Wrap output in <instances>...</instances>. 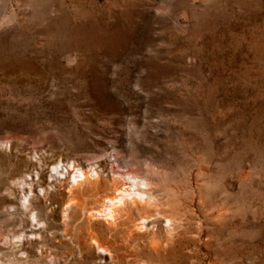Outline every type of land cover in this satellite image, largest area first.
<instances>
[{
	"label": "rangeland",
	"instance_id": "374dc122",
	"mask_svg": "<svg viewBox=\"0 0 264 264\" xmlns=\"http://www.w3.org/2000/svg\"><path fill=\"white\" fill-rule=\"evenodd\" d=\"M0 264H264V0H0Z\"/></svg>",
	"mask_w": 264,
	"mask_h": 264
},
{
	"label": "bare ground",
	"instance_id": "6f19581e",
	"mask_svg": "<svg viewBox=\"0 0 264 264\" xmlns=\"http://www.w3.org/2000/svg\"><path fill=\"white\" fill-rule=\"evenodd\" d=\"M70 167H71V166H70ZM70 167H69V168H70ZM70 169H72V168H70ZM54 170L56 171L57 169L55 168ZM65 170H67V168L64 169V171H65ZM73 171H74V169H73ZM56 172H57V171H56ZM63 173H64V172H63ZM66 173H69V172H66ZM75 173H76V174H75ZM86 173H87V171H84V169L76 168V171H74V172L72 173V174H73V175H72V181H71V182L68 181L69 183H67V185L65 184V186H66V190H65V191L67 192V193H66L67 195H75V194L77 193L78 189H82V190H83V188H81V187L79 188V186H78V185H80V183H81V184L85 183L87 186L92 187L93 184H95L97 181H99L98 178H99L100 176L95 175L94 178L91 177V179H90V178H87V174H86ZM70 174H71V172H70ZM70 174H69V175H70ZM89 174H90V173H89ZM113 174H114V173H113ZM69 175H68V176H69ZM90 175H91V174H90ZM36 176H37V175H36ZM76 176H78V177L75 178ZM97 176H98V177H97ZM99 179H101V177H100ZM24 180H26V179H24ZM102 180H103V179H102ZM102 180H101V181H102ZM35 181H36V180H35ZM37 182H38V181H37ZM39 183H40V186H41V185H44V186H45V182L39 181ZM97 183H98V182H97ZM46 184H47V183H46ZM85 184H83L82 186L84 187ZM101 184H102V183H101ZM38 185H39V184H38ZM95 185H97V184H95ZM98 185H99V184H98ZM98 185H97V186H98ZM35 186L38 187L37 184H36ZM87 186H86V187H87ZM20 187H21V186H20ZM45 187H47V186H45ZM45 187H43V188H45ZM93 187H94V186H93ZM93 187H92V189H93ZM43 188H42V189H43ZM77 188H78V189H77ZM84 188H85V187H84ZM88 188H89V187H88ZM95 188H96V186H95ZM20 189H22V188H20ZM92 189H90V190H86V191H88V193H89V191L91 192ZM128 189H129V188H128ZM128 189H126V190H128ZM148 189H149V188H148ZM44 190H46V189H44ZM44 190H42L43 193H45ZM47 190H48V189H47ZM47 190H46V193H47ZM82 190H81V191H82ZM93 190H94V189H93ZM126 190H124V188H123L121 185H119V186L116 187V189H115V191H114V196H108V197H106V199L103 201V209H101V211L103 212V211L105 210L104 213H105V215L107 214L106 217H109V219H111L110 216H112V214H113V212H112V211H113V210H112V206H114V202H115V204H118L119 202H121V199L124 197V191H125V192H128V191H129V190H128V191H126ZM30 191H31V190H30ZM42 191H41V192H42ZM79 191H80V190H79ZM79 191H78V193L80 194L81 191H80V192H79ZM95 191H96V190H95ZM41 192H40V194H41ZM129 192H130V191H129ZM136 192H141V191L139 190V191H136ZM30 193H31V192H30ZM30 193H29V194H30ZM48 193H49V192H48ZM48 193H47V194H48ZM78 193H77V194H78ZM82 193H83V191H82ZM86 193H87V192H86ZM145 193H146V192H145ZM145 193H144V195H146ZM150 193H151V192H150ZM29 194H28V195H29ZM47 194H45L46 196H44V198H45V197L47 198V197H49V196L52 195V194L50 193V195L47 196ZM77 194H76V195H77ZM126 194H128V193H126ZM130 194H131V193H129V195H130ZM132 194H133V193H132ZM134 194H135V193H134ZM142 194H143V193H142ZM147 194H148V193H147ZM138 195H140V194H138ZM138 195L136 194L137 197H138ZM144 195H143V197H144ZM33 196H34V195H33ZM79 196H81V195H79ZM126 196H127V195H126ZM131 196H132V195H131ZM131 196H130V197H131ZM134 196H135V195H134ZM141 196H142V195H140V197H141ZM31 197H32V196H31ZM31 197H30V198H31ZM36 197H37V196H36ZM36 197L34 196V198H36ZM42 197H43V196H42ZM72 197H75V196H72ZM77 197H78V196H77ZM77 197H76L75 199H78V198H79V197H78V198H77ZM145 197H146V196H145ZM41 199L43 200V198H41ZM71 199H72V198H71ZM130 199H131V198H129V199H127V200H130ZM133 199H134V198H133ZM142 199H143V198L141 197L140 200H142ZM25 200H26V199H25ZM30 200H31V199H30ZM44 200H45V199H44ZM44 200H43V201H44ZM123 200H124V199H123ZM136 200H137V198H136ZM136 200H134V201H136ZM138 200H139V198H138ZM31 201H32V200H31ZM43 201H42V202H43ZM47 201H48V200H47ZM72 201H74V200L72 199ZM72 201H71V202H72ZM75 201H76V200H75ZM130 201H132V199H131ZM134 201H133V202H134ZM145 201H146V200H145ZM29 202H30V201H29ZM67 202H70V199H69V201L67 200ZM71 202H70V203H67V206H68V207H69V206H72V207H73L72 209H74V207L79 206V205H77V204H74L75 202H74V203H73V202L71 203ZM78 202H80V201H77L76 203H78ZM116 202H118V203H116ZM124 202H126V201H124ZM138 202H139V201H138ZM127 203H130V202L127 201ZM127 203H126V204H127ZM131 203H132V202H131ZM27 204H28V203H27ZM29 204H30V203H29ZM120 204L122 205L123 203H120ZM133 204H134V203H133ZM111 205H112V206H111ZM123 205H124V204H123ZM123 205H122V206H123ZM24 206H25V205H24ZM26 206H27V205H26ZM26 206H25V207H26ZM65 206H66V205H65ZM67 206H66V207H67ZM116 206H117V205H116ZM118 206H119V204H118ZM28 207H29V206H28ZM79 207H80V206H79ZM114 207H115V206H114ZM119 207L121 208V206H119ZM125 207H126V206H125ZM63 208H64V207H63ZM70 208H71V207H69V209H70ZM76 208H77V207H76ZM76 208H75V210H78V209H79V208H78V209H76ZM115 208H116V210H114V211L118 212V207H115ZM26 209H27V208H26ZM69 209H68V210H69ZM124 209H125V208H124ZM27 210H28V209H27ZM122 210H123V209H120L121 213H122ZM66 211H67V210H66ZM123 211H124V210H123ZM26 212H27V211H26ZM64 212H65V211H64ZM67 212H68V211H67ZM106 212H107V213H106ZM35 213H36V212H35ZM104 213H103V214H104ZM118 213H119V212H118ZM118 213H117V215H116V218H117V216H118V218H120L121 215H122L121 213H119V214H121V215H119ZM64 214H65V213H64ZM89 214H90V215H88V216H91V215L93 216V215H98V214H101V215H102V213L99 212V210H93V209L90 210ZM114 214H116V213L114 212ZM108 215H110V216H108ZM32 216H33V215H32ZM65 216L67 217L68 215H65ZM92 216H91V217H92ZM103 216H104V215H103ZM119 216H120V217H119ZM63 217H64V216H63ZM114 217H115V216H113V218H114ZM31 218H32V217H31ZM34 218H35V216H34ZM92 218H93V217H92ZM113 218H112V219H113ZM116 218H115V219H116ZM145 218H146V217H145ZM38 219H39V218H38ZM32 220H33V219H32ZM36 220H37V219H36ZM64 220H66V218H64ZM64 220H63V221H64ZM142 221H143V220H142ZM147 221H148V220H147ZM166 221H167V219H166ZM143 222H146V221H143ZM141 223H142V222H141ZM40 224H41V223H40ZM147 224H148V223H147ZM170 224H171V223H170ZM45 226H46V225H45ZM45 226H42V227H45ZM166 226H167V225H166ZM66 227H67V225H66ZM135 228H136V227H135ZM166 228H167V227H166ZM170 229H171V228H170ZM31 230H33V229H31ZM34 230H35V229H34ZM32 233H33V231H32ZM33 235H34V234H33ZM167 236H168V235H167ZM24 238H25V237H24ZM24 238H22V239H24ZM18 241H19V240H18ZM14 242H15V241H14ZM21 242H22V241H21ZM99 251H101V249H100ZM25 254H26V253H25Z\"/></svg>",
	"mask_w": 264,
	"mask_h": 264
}]
</instances>
